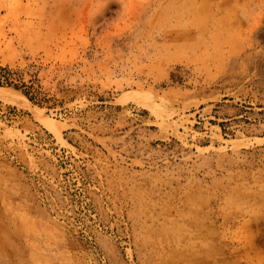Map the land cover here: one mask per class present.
<instances>
[{
	"label": "rangeland",
	"instance_id": "1",
	"mask_svg": "<svg viewBox=\"0 0 264 264\" xmlns=\"http://www.w3.org/2000/svg\"><path fill=\"white\" fill-rule=\"evenodd\" d=\"M0 91V264H264V0H0Z\"/></svg>",
	"mask_w": 264,
	"mask_h": 264
},
{
	"label": "bare ground",
	"instance_id": "2",
	"mask_svg": "<svg viewBox=\"0 0 264 264\" xmlns=\"http://www.w3.org/2000/svg\"><path fill=\"white\" fill-rule=\"evenodd\" d=\"M5 91V90H4ZM4 91H0V98H5L4 100H11V97H10V95L9 94H7L6 92H4ZM13 98H14V96H13ZM12 98V99H13ZM15 100H16V98H14ZM9 100V101H10ZM18 101V100H17ZM13 102H15L14 100H13ZM56 125V124H55ZM50 126V125H49ZM51 128H53V127H51ZM56 129V128H55ZM52 130H54V128L52 129ZM58 130V129H57ZM59 132V131H58ZM58 135V134H57ZM0 222H3V221H0ZM6 222V221H5ZM8 222V221H7ZM4 223V222H3ZM9 223L11 224L12 223V220L10 219V221H9ZM2 233V232H1ZM2 235V236H1ZM0 236H1V238H3V239H7V235H5V238L3 237V234H1ZM15 237V236H14ZM9 238V237H8ZM3 239H1L2 241H3ZM11 240H13V239H11ZM9 241V240H8ZM1 244V243H0ZM1 246L2 245H0V250H3L2 248H1ZM8 246V245H7ZM6 246V247H7ZM9 247V246H8ZM12 249V248H11ZM7 250V249H6ZM9 250V249H8ZM5 251V250H4ZM9 253V252H8ZM10 254V253H9Z\"/></svg>",
	"mask_w": 264,
	"mask_h": 264
}]
</instances>
